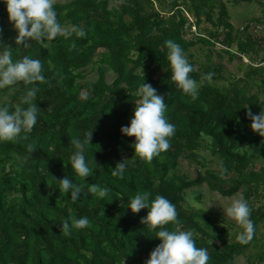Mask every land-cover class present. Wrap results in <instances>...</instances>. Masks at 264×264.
<instances>
[{
  "label": "trees",
  "instance_id": "1",
  "mask_svg": "<svg viewBox=\"0 0 264 264\" xmlns=\"http://www.w3.org/2000/svg\"><path fill=\"white\" fill-rule=\"evenodd\" d=\"M109 2L118 6L109 7ZM154 3L168 6V14L158 12ZM54 8L63 26L78 25L86 36H58L22 49L14 45L17 32L0 0V51L3 45L15 46L14 60L23 55L40 59L48 81L36 85L40 111L28 140L0 142V264H145L161 241L141 223L148 209L133 214L128 208L138 192L150 193V201L163 195L176 206L178 223L167 227L192 230L197 248L208 251V264H233L235 257L255 246L258 227L264 223V137L251 130L245 114L249 109L254 115L264 111V101L252 93H264V35L248 32L249 23L234 30L224 0H65ZM202 22L212 31L184 37ZM169 39L181 46L194 68L190 76L201 85L196 100L171 80L165 45ZM198 44L210 49L220 44L227 60L239 63L241 75L225 86L216 85L225 79L220 64L200 66L189 59L188 50ZM89 65L95 66L92 80L83 73ZM208 73L214 74L211 81L202 80ZM143 83L164 97L165 116L176 129L170 149L151 164L134 154L135 138L120 132L130 122ZM24 91L22 83L0 90V106L27 107L21 102ZM90 130L85 158L94 169L82 179L70 165L75 150L70 140ZM203 140L219 161L216 171L207 170L197 152ZM27 143L37 148L32 157ZM180 158L203 171L193 179L175 175ZM254 158L260 161L257 169ZM124 159L123 178L113 177L111 172ZM65 176L82 188L75 203L70 193L59 191L57 181ZM94 183L109 188L108 195L88 192ZM201 185L224 198L243 195L254 223L250 243L226 241V227L181 205L185 191ZM82 217L89 219V227L73 228L70 235L62 232L64 220ZM242 231L239 226L237 236Z\"/></svg>",
  "mask_w": 264,
  "mask_h": 264
},
{
  "label": "clouds",
  "instance_id": "2",
  "mask_svg": "<svg viewBox=\"0 0 264 264\" xmlns=\"http://www.w3.org/2000/svg\"><path fill=\"white\" fill-rule=\"evenodd\" d=\"M4 2L8 20L17 32L14 45L22 49L31 48L32 42L44 45L45 41L51 42L58 36L65 39L86 36L82 27L78 25L65 27L59 22L60 14L54 8L57 0H4ZM66 11L62 14H66ZM165 45L172 72L171 80L184 95L196 100L201 85L190 76L194 71L193 66L178 43L169 39ZM72 46L75 47V42ZM14 47L3 45V50L0 51V90L22 83L25 91L21 96V102L27 107L10 110L9 105L0 106V142L15 143L28 140L40 111L35 103L39 92L36 85L48 82L43 75L41 60L30 58L28 55L14 60ZM213 75L208 73L201 79L211 81ZM138 95L140 98L135 101L130 122L127 126H122L120 132L135 138L132 145L134 154L143 162L151 164L154 158L170 149V138L174 136L176 129L165 116L167 104L164 97L158 95L155 88L143 83ZM245 114L251 120V130L264 137V111L261 110L254 115L249 109ZM91 140L92 130L84 133L82 138L73 137L70 140L75 149L69 157L70 165L82 179L93 175L94 168L89 166L85 158V151L87 146L91 145ZM25 148L30 157L37 150L34 143H27ZM127 160L124 159L116 164L111 172L113 177L123 178ZM225 171L226 169H221L222 174ZM52 179L57 181L54 177ZM57 182L60 193H70L73 203L80 199L82 188L68 177L65 176ZM109 191V188L101 189L95 183L88 186V192L97 194L101 198L106 197ZM128 208L133 214L139 213L141 209H148V214L142 218L141 223L146 225L149 232H155V237L161 241L150 252L145 264H208L210 259L208 251L205 248H197L192 230L184 231L167 227L178 223V213L176 206L166 197L156 195L150 201V193L138 192L130 199ZM223 211L225 216L234 220L243 229L237 236V241L241 244L250 243L254 235V223L250 218L251 208L243 195L233 199ZM89 226L90 221L87 217L71 218V223L67 219L62 222L61 230L65 235H70L73 228L83 229Z\"/></svg>",
  "mask_w": 264,
  "mask_h": 264
},
{
  "label": "rangeland",
  "instance_id": "3",
  "mask_svg": "<svg viewBox=\"0 0 264 264\" xmlns=\"http://www.w3.org/2000/svg\"><path fill=\"white\" fill-rule=\"evenodd\" d=\"M65 0H57V2H64ZM227 18L230 25L234 30H241L247 23V31L257 35H264V19L262 14L264 13V0H246L245 2L232 4L230 0H224ZM117 2H109V7H117ZM154 8L162 13L168 14V6L162 5L158 6L154 3ZM210 30L207 23H200L198 28H190L186 31L184 37L190 39L195 37L197 34L204 36V32ZM223 47L220 44H215V46L210 49L206 46L200 44L190 48L188 50L189 59L195 61L200 66L214 67L216 64L222 66L221 75L225 78L223 81L215 82L218 86H225L232 79L237 78L241 75V70H239V63L236 60L228 61L227 55L222 53ZM96 58V57H95ZM188 59V58H187ZM244 64H247V60L242 58L241 60ZM105 72V78L107 80L111 79V73ZM86 74V79L92 80L95 77V66L89 65L83 71ZM254 95H257L259 99L264 101V93H258L255 89L252 90ZM203 143V144H202ZM244 147V146H243ZM198 154L204 160V165L207 170L216 171L219 167V161L216 157L210 155L207 142L201 141L200 146L197 148ZM252 162L257 169L260 166V161L256 158L252 159ZM203 171L196 163L189 160L178 159L177 165L174 171L175 175H184L189 179H193L198 173ZM199 196L197 199L196 196ZM240 196L236 194L235 196L224 198L219 196L216 192L211 191L205 185L199 187H192L185 191L183 195L182 206L186 209L198 210L204 214L211 222L214 224L226 227L227 235L225 240L228 242L237 240L238 225L234 220L225 216L223 211L224 208L230 205L231 201ZM206 210V211H205ZM257 240L254 247L249 248L244 252V254L239 255L234 258L233 264H264V260L259 261V257L264 256V223L259 225L257 230Z\"/></svg>",
  "mask_w": 264,
  "mask_h": 264
}]
</instances>
